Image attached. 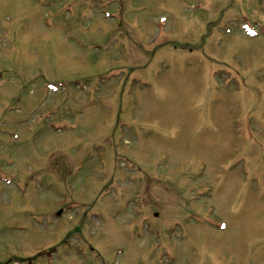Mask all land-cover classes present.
<instances>
[{
    "label": "rangeland",
    "instance_id": "1",
    "mask_svg": "<svg viewBox=\"0 0 264 264\" xmlns=\"http://www.w3.org/2000/svg\"><path fill=\"white\" fill-rule=\"evenodd\" d=\"M95 263L264 264V0H0V264Z\"/></svg>",
    "mask_w": 264,
    "mask_h": 264
}]
</instances>
